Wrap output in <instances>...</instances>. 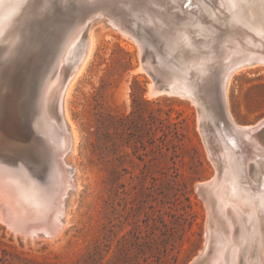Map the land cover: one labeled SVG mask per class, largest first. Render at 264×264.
<instances>
[{
    "label": "rangeland",
    "instance_id": "1",
    "mask_svg": "<svg viewBox=\"0 0 264 264\" xmlns=\"http://www.w3.org/2000/svg\"><path fill=\"white\" fill-rule=\"evenodd\" d=\"M65 1L28 0L22 13L20 30L27 28L26 9L29 15L39 11L47 15L46 29L52 42L42 60L45 70L54 65L51 56L79 14L77 1ZM121 1L129 10L132 1ZM205 2L191 0L183 9L185 0H150L149 15L146 10L131 13L137 19L135 25L148 29L151 26L142 20H152L158 28H168L183 40L199 30L212 32L211 37L216 38L205 45L208 49L204 52L210 55L234 35L227 23L219 27L215 7L222 2L233 22L247 24L249 35L246 31L244 37L263 43L264 48V0ZM90 25L92 55L67 99L77 142L66 160L67 166L74 168L78 184L67 197L68 224L60 237L23 240L13 235L0 213V264H190L205 246L209 209L211 213L214 210L211 195L202 194L205 202L197 186L217 171L200 131L198 108L176 96L148 98V85L154 81L141 70L146 64V49L102 18ZM28 28L35 31V25ZM39 93L28 107L32 125L34 118H40ZM227 97L236 124L253 125L262 119L264 68L233 75ZM243 173L233 177L228 191L241 210H250L257 200L241 182ZM27 174L36 179L35 172L27 170ZM42 177L48 179V165ZM258 214L264 221V206ZM211 221L214 241L210 262L216 251L215 236L222 235L216 226L221 218L212 213ZM259 261L264 264L263 258Z\"/></svg>",
    "mask_w": 264,
    "mask_h": 264
},
{
    "label": "bare ground",
    "instance_id": "2",
    "mask_svg": "<svg viewBox=\"0 0 264 264\" xmlns=\"http://www.w3.org/2000/svg\"><path fill=\"white\" fill-rule=\"evenodd\" d=\"M27 1L0 0L1 54L6 52L9 55L20 37V27L22 26L20 22L26 6L24 4ZM70 1L72 0L65 2ZM75 1H77L79 10L78 17L74 21L75 24L67 32V37L60 43L58 50L51 56L52 60L55 58L54 64H58L57 74L53 80L48 81L41 94L39 93L40 109L38 114L40 118H34L35 121L33 120V125L31 124V116L25 108L26 101L21 105H17L13 98L5 97L1 101L5 110L0 113V131L5 139L19 141L31 139L32 143L44 149V154L48 158L49 180L44 186L38 185L28 177L23 164L17 165L12 159H8L12 164L0 162V213L2 220L13 235L20 236L23 240L60 237L68 224L69 215L66 210L68 205L66 198L73 189L78 187V184L74 179V168L68 167L69 160H66L68 155L74 153L77 142V134L67 111V99L75 81L83 73L92 55L94 41L91 34L92 25L89 26V24L102 18L125 38L137 42V36L133 30L137 19L133 17L131 12L146 10L149 15L148 10H151L150 0H129L132 1L131 5L127 6H130L129 10L123 4L125 2L121 0ZM133 3L137 5L133 7ZM215 8L219 14L215 15L219 27L225 26L227 23L226 25L231 28L234 34L233 37L231 38L230 35L229 40L226 39L223 43L218 44L216 52L210 55L204 52L208 49L205 45L213 39L211 37L212 32L206 34L207 32L204 33L205 31L202 32L198 29L199 32H194V36H188L183 40L184 44L194 52L185 57L187 61L186 72L192 79L201 81L199 93L204 97L201 96L202 99L193 98L188 91L182 94L178 88L160 92L151 83L152 81L148 85L146 96L148 98L159 95L176 96L190 100L197 106L200 131L210 157L216 166V174L221 173V176L217 180H213L203 194L211 195L213 198L211 201L214 205L212 213L214 218H221V222L219 221L221 224L217 223L219 225L216 226L218 230H221L222 235H219L221 238L215 236L216 251L213 260L210 262L209 255L201 264H263L259 260L260 257L264 259V221L258 211L260 206H264V130H258L264 126V117L253 125L258 127V130H247L253 128L251 125L236 124L228 110L227 91L233 75L250 68H264V48L261 47L263 43L253 42V40L244 37L245 34L243 33L246 31V34L249 35L247 24L245 22H233L226 5L222 2L216 3ZM142 22L146 23L147 26L149 24L152 28H158L156 22L152 20L143 19ZM141 28L142 26H140ZM50 38L51 36L48 35L47 42L43 40L42 52L46 50L45 54L52 42ZM80 53L82 60L62 90L63 70L61 71L59 66L68 59L80 55ZM141 70L138 71L142 72L143 70ZM3 82L5 81L3 80ZM9 82L11 84V81ZM9 82L7 80V84ZM180 87L182 88V86ZM182 90L184 89L182 88ZM61 95H63L62 99ZM221 99L224 101L225 107H223ZM202 102L209 106L207 110ZM54 113L57 114V117H54ZM218 119L223 120L222 128H218L216 125ZM30 124L34 126L32 128L35 131L31 130ZM2 159L6 160L7 158L2 157ZM28 163L34 164L32 159ZM242 172L244 173L240 176L241 182L246 188L248 186L252 190V194L257 200V204H252L253 207L249 208L250 210H241L239 204L235 203V199L230 196L228 191V188L231 189L233 177ZM243 204L245 205V203ZM254 206L258 211L254 209ZM47 230L53 231L51 237L43 233ZM209 232L213 245L212 232L207 227L206 236ZM206 248L207 241H205L204 246V249Z\"/></svg>",
    "mask_w": 264,
    "mask_h": 264
},
{
    "label": "water",
    "instance_id": "3",
    "mask_svg": "<svg viewBox=\"0 0 264 264\" xmlns=\"http://www.w3.org/2000/svg\"><path fill=\"white\" fill-rule=\"evenodd\" d=\"M185 1L186 3L182 6L183 9L191 4V0ZM207 1L208 0H206L205 3L210 5ZM26 4H24V6ZM26 11V30H20V37L9 55H7L8 53L6 52L3 54H1L2 52L0 53V113L5 110V106L3 105V102H1L5 97L8 99L13 98L17 105H21L26 101L25 108L28 111L29 104L32 102L34 95L39 91L41 93L48 81L53 80L58 71V64L51 66L49 71L45 70L42 61L46 51L42 52L44 44L43 40H46L49 35L48 30L46 29V24L48 23L46 13L39 11L34 15H29L27 9ZM31 24L32 26L35 25L34 32L28 28L31 27ZM135 24L133 30L137 36V42L140 47L146 49L145 51L147 52V55L144 54V61L146 64L143 65V69L149 74V76H151L154 81L153 84L157 87L158 91L167 92L171 89L178 88L182 94H185L188 91L193 98L199 97V99H202L201 96L203 95L199 93V89L202 85L201 81L192 79L189 73L186 72L187 61L185 57L193 54V50L186 46L183 39L178 38L175 32L169 31L165 27H150L148 29L142 27L140 29V25ZM78 55L73 57V59H68L66 62L61 63L59 66V69H61V71L63 70L61 79L62 90L67 85L76 67L79 66V63L82 60L81 53L79 56ZM3 80L5 82H3ZM7 80L8 82L11 81V84L10 82L7 84ZM180 86H182L184 90H182ZM62 98L63 95H61V99ZM222 105L225 107L223 100ZM203 106L206 110L209 107L204 103ZM216 125L218 128H222L224 125L223 120L218 119ZM257 128L253 126V128H248L247 130ZM261 130H264V126L260 127L258 131ZM209 137H211V134H209ZM2 157L7 159H2ZM8 159H12L17 165L19 163L23 164L26 170L31 173L35 172L36 179L32 180L35 183L40 186L47 185L49 177L47 180L42 179V173L44 172L46 165H48V158L44 154V149L32 143L31 139L24 141L6 140L3 133L0 131V162L12 164ZM31 159L34 164L28 163ZM220 176L221 173L214 174L211 179L197 186V191L204 201L205 199L202 195L203 192L206 188L210 187L213 180H217ZM38 178L40 180H38ZM211 220L212 213L209 209V220L207 221L209 230H211V225H213ZM43 233L49 237L53 235V231L51 230H47ZM207 235L208 236H206L205 229L207 248L204 249L203 247L201 253H199L190 264H201L204 259L209 257L213 245L210 232Z\"/></svg>",
    "mask_w": 264,
    "mask_h": 264
}]
</instances>
